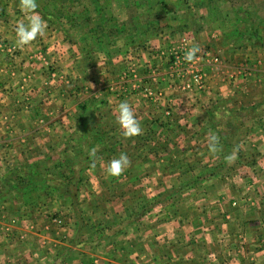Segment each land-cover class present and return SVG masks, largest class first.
<instances>
[{
	"label": "crops",
	"instance_id": "1",
	"mask_svg": "<svg viewBox=\"0 0 264 264\" xmlns=\"http://www.w3.org/2000/svg\"><path fill=\"white\" fill-rule=\"evenodd\" d=\"M14 11L19 17L9 18L12 9L7 11L0 5V250L13 235L24 245L30 237L39 240L38 228L27 221L42 210L27 208L41 205L45 192L37 195L31 182L58 171V166L65 163L75 169L71 162L75 155L91 156L80 151L75 138L81 126L83 131L95 127L101 135H114L121 142L124 136L116 122V109L127 101L142 128L141 134L130 138L131 147L139 148L133 156L143 158L133 164L141 169L140 180L148 182H139L136 176L118 178L116 183H120L112 189L124 191L116 209L105 198L93 200L87 192L90 185L82 184L86 196L79 191L76 201L60 199L58 203L67 209V215L61 216L58 211L47 215L51 224L43 232L49 242L37 240L31 248L23 249L33 255L35 250L47 247L42 243L53 244L55 261L47 264H264V111L261 124L248 123L245 127L249 128L238 130L241 145L228 141L226 147L210 151V137L215 135L218 143L221 141L213 115L218 105L210 90L220 92L222 104L233 112L227 78L221 80L216 73L223 64L198 56L200 62L186 67V72L180 68L173 73L174 65L168 62L161 68L150 59L141 61L129 55L128 42L125 47L121 41L115 43L114 50L104 45L85 50L79 38L66 43L51 24H47L43 37L21 47L16 43L15 27L27 21L21 10ZM185 21L189 29L193 22ZM201 23H193L197 26L194 33L181 30L179 25L175 31L179 40L158 43L163 47L155 51L158 58L164 55L166 61L168 57L173 61L178 49L187 52L194 47L192 43H197L200 36L196 33L202 34L205 28ZM242 76L229 74L231 89ZM245 93L255 97L262 92H256L254 86ZM249 107L260 106L254 103ZM242 147L247 153L251 149L256 157L254 184L249 178L219 172L216 178L211 158L221 159L218 154L225 158ZM65 156L67 162H60ZM207 170L213 173L211 180L202 181L201 174ZM142 183L161 190L147 193ZM143 205L148 211L142 217L137 210ZM93 213L100 219H91ZM94 221L101 229L93 228ZM113 226L112 231L102 232ZM95 230L99 244L88 247ZM58 253L67 256L57 257Z\"/></svg>",
	"mask_w": 264,
	"mask_h": 264
},
{
	"label": "rangeland",
	"instance_id": "2",
	"mask_svg": "<svg viewBox=\"0 0 264 264\" xmlns=\"http://www.w3.org/2000/svg\"><path fill=\"white\" fill-rule=\"evenodd\" d=\"M37 4L38 7L35 9V12L47 24L53 25L59 31L58 35L60 39H64L66 43L68 39L74 40V38H79L86 45V48L84 47L85 50H87V47L98 48L101 45L107 46L109 50H114V47H116L115 43L118 44L121 41L124 45L125 42H128L127 53L129 55L134 54L141 61H148L150 59L153 65L159 63L161 68L165 67L161 64L168 62L170 66L174 65L173 67L171 66L173 73L176 72V69L180 68H184L182 71L186 72L188 69L186 67H190L194 63L185 62L184 54L186 51L184 52L182 47L181 49L176 48L175 50L178 49L176 51L177 58L175 57L173 61L169 57L166 61L165 57L162 58L164 55L158 58L155 51L163 48L162 45H165L164 39L169 44H172L169 42L170 38L179 40L180 35H175V31L179 25L182 26L181 30L185 29L194 33L197 31L195 30L197 26L193 25V23L202 22V27L205 26V28H202V34L199 31L196 33L200 35L198 42L192 43L194 47L199 49L195 61L200 62L197 61L198 56L201 60L203 57H209L217 64H223L222 67L218 68L216 73L220 75L221 80L227 78L226 81L231 92V97L228 98V101L229 105L233 108V112H230L229 108L225 104H222L221 97L219 98L221 93L216 90H210L218 105L213 110L218 132L221 136L217 149L226 147V142L228 141L232 145H241L243 142H238V130H245L249 128L245 127V124L254 125L258 122L260 123L262 118H264V116L260 117V114L264 111V101H260L264 100V0H37ZM0 5H3L4 10L7 11L12 9V12L9 13V18L14 19L16 18L15 15H17V18L19 17V14L14 11V9L21 10L18 6L19 0H0ZM185 20L193 22L189 29H187L188 23ZM196 25L199 24L197 23ZM155 36L161 37L157 39ZM159 42L162 43L161 46L158 44ZM154 46H157L156 49ZM147 47L149 50L146 49ZM236 72L241 76L243 75L240 77L243 80L240 79L241 82L237 81L235 84H232L233 87L231 89V82H229L228 76ZM177 76L184 79L182 75ZM185 78L188 80L190 76H185ZM254 86L256 87V92L261 90L262 93L259 96L262 98L259 96H247L245 91ZM234 89H236L235 92L233 91ZM254 103L259 104V109L256 107L251 109L249 107V105ZM236 107L238 109H235ZM109 116H112V114H109ZM262 122L264 124V119ZM82 129L83 126L76 129L75 138L79 140V147L82 148L80 151L88 152V154L91 153V156L85 157L83 155L84 157H78L75 155L71 158L75 169L65 163L58 166V171L52 172L48 176L42 174L39 180L31 182L34 184L33 186L31 185L32 188H36L37 195L44 194L45 192L42 196L45 200H42L43 203L41 205H29L27 208L28 211L42 210L38 217L33 215L27 221L34 223L38 228V232L40 233L39 240L30 237L28 244L24 245V241H20L16 235L9 237L5 240L7 241L5 247L1 248L3 252L0 253V264H47L48 262H54V256L56 255H53L54 252L51 251L55 248L53 244H49V246L45 244L46 242L42 243L47 247L45 249H38L37 252L35 250L34 256L32 252H29V249H23V247L31 248V244L37 240L49 242V239L47 240L43 232L46 226L51 224L47 221V215L51 216L56 211L61 216L67 215V209H64L61 203L58 206V203L60 199L65 202L76 201L79 191V195L86 196L83 193L86 190H82V184H84V187L90 185L87 192L92 199L94 198L98 202L100 197L105 198L108 200L107 202L110 206L116 209L120 207L123 201L119 196L124 191V189H121L120 193L113 191L112 187L120 183H116L117 179L120 177L126 179V177L136 176V179L140 180L141 169L135 164H138L139 159L143 160V158H137L136 155L133 156V153L137 154L139 148L131 147L133 146L132 139L123 137V140L120 142V140H115L114 135L112 138H107V135H101L95 127L94 129L93 127L84 128V131ZM242 148L227 152V156L235 153V159L231 163L225 159L227 156L222 158L221 154H218L221 159L217 160L216 157H212L211 160L214 159L215 164V172L212 174L216 175V178L219 177V173L221 175L237 176L242 179L249 178L252 180V184H254L255 177L257 176V172H254L255 165L257 164L255 161L256 157L250 153L251 149L247 153V150L244 147ZM93 150H95L94 153ZM135 150H137L136 153L134 152ZM122 153L127 155L130 161L129 166L119 176L109 175L107 171L108 164ZM67 159L68 157L65 156L60 162H67ZM217 162L221 170H218V165L216 166ZM50 166H55V164ZM10 167L12 169L15 168L14 165H10ZM244 167L248 168L244 169ZM227 168H230V170H227ZM212 174L209 170L204 171L200 179L202 181L211 180ZM139 182L147 183L148 181L140 180ZM127 183H131V181L123 184ZM143 183L142 187L145 186L147 193L153 194L155 190H161V188L154 189V184ZM17 186L22 185L19 184ZM48 193L51 195L45 197ZM32 196L31 199L35 200ZM39 199H41V196ZM52 200L54 201L53 204H51ZM153 204L154 202L152 201ZM58 208L61 210H57ZM75 208L78 212H81V207L78 204H76ZM99 210H101V207ZM109 210L107 211L109 212ZM144 211H148L144 205L137 210L138 214L142 215V217L145 213ZM94 213L98 214V212ZM94 213V217L92 216L91 219H100ZM94 223V225L92 223L94 229L100 228L97 222L94 221ZM44 225L45 227H43ZM58 225L61 226L60 223ZM80 225H82V221ZM107 228L103 229L102 232L112 231L114 226L110 230H107ZM98 234L96 230L95 232L92 231L91 235L93 238L89 240L90 242L88 241V247L99 244V240H96V238L99 239ZM58 255L64 258L67 256L66 253H58L57 257Z\"/></svg>",
	"mask_w": 264,
	"mask_h": 264
},
{
	"label": "clouds",
	"instance_id": "3",
	"mask_svg": "<svg viewBox=\"0 0 264 264\" xmlns=\"http://www.w3.org/2000/svg\"><path fill=\"white\" fill-rule=\"evenodd\" d=\"M19 8L25 14L26 23L20 21L15 27L16 43L18 46L29 45L31 42L37 39V37H43L47 28L46 21L35 12L38 7L37 0H19ZM197 47L190 48L184 54L185 62H195L197 58ZM116 122L122 129L123 136L131 138L141 134L142 128L139 119L136 117L133 108L127 101L119 103L117 106ZM218 145V137L213 135L210 137L209 148L210 151L216 152ZM95 150H93V153ZM229 163L234 161L235 153L225 158ZM130 161L126 154H120L118 158L112 159L108 164V174L111 176H119L126 167H128Z\"/></svg>",
	"mask_w": 264,
	"mask_h": 264
}]
</instances>
